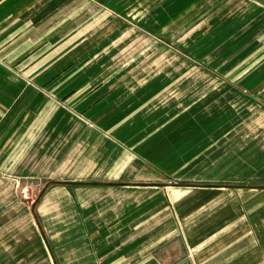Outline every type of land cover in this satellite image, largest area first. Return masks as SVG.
<instances>
[{
  "label": "crops",
  "instance_id": "0c3cea01",
  "mask_svg": "<svg viewBox=\"0 0 264 264\" xmlns=\"http://www.w3.org/2000/svg\"><path fill=\"white\" fill-rule=\"evenodd\" d=\"M260 59L264 0H0V264H264Z\"/></svg>",
  "mask_w": 264,
  "mask_h": 264
},
{
  "label": "rangeland",
  "instance_id": "374dc122",
  "mask_svg": "<svg viewBox=\"0 0 264 264\" xmlns=\"http://www.w3.org/2000/svg\"><path fill=\"white\" fill-rule=\"evenodd\" d=\"M256 61H258V60H256ZM264 60L263 59H260L258 62V65H260L261 64V62H263ZM261 65H263V64H261ZM229 78H230V76H229ZM231 78H234V77H231Z\"/></svg>",
  "mask_w": 264,
  "mask_h": 264
}]
</instances>
